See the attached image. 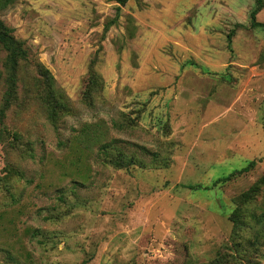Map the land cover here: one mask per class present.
Masks as SVG:
<instances>
[{"label": "rangeland", "instance_id": "1", "mask_svg": "<svg viewBox=\"0 0 264 264\" xmlns=\"http://www.w3.org/2000/svg\"><path fill=\"white\" fill-rule=\"evenodd\" d=\"M253 8L0 0L28 53L7 110L0 83V264H264V29L250 28ZM39 64L67 107L56 122ZM119 155L128 164L111 162Z\"/></svg>", "mask_w": 264, "mask_h": 264}, {"label": "trees", "instance_id": "2", "mask_svg": "<svg viewBox=\"0 0 264 264\" xmlns=\"http://www.w3.org/2000/svg\"><path fill=\"white\" fill-rule=\"evenodd\" d=\"M119 6H124L128 0H115ZM264 8V0H254V8L249 14V26L251 29H264V24L257 22V14ZM120 10V9H118ZM233 32H230L227 36V44L229 49L231 48V39ZM0 54H4V57L1 60L2 71H0V83H3L5 90V99L2 110H7L10 107V104L14 97H16V84L17 76L23 64L28 60V53L24 47L22 41L17 40L13 36V30L7 27L0 20ZM0 67V68H1ZM37 78L39 80V86L42 88V94L44 95V101L47 105L48 119L51 122H56L58 118V113L67 110L66 104L61 96L58 95L57 91L54 89V79L50 72L45 69L42 65H37ZM2 110L0 111V117H2ZM13 140L18 141L17 137H14ZM107 145H102L101 150L106 153ZM111 162L117 166H124L128 163L124 162L123 157L119 155L117 160L110 159ZM254 166V162L248 164L245 168L240 171L232 174L245 173L249 171ZM14 171V170H13ZM15 175L19 178H23L18 171H14ZM232 175L222 179L228 180ZM197 188H201L197 186ZM204 190H209V187H203ZM240 215H234V222L239 221Z\"/></svg>", "mask_w": 264, "mask_h": 264}]
</instances>
